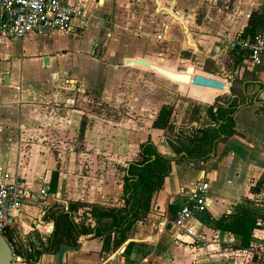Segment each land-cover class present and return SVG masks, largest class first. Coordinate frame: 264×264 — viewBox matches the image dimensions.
<instances>
[{
    "label": "crops",
    "instance_id": "0c3cea01",
    "mask_svg": "<svg viewBox=\"0 0 264 264\" xmlns=\"http://www.w3.org/2000/svg\"><path fill=\"white\" fill-rule=\"evenodd\" d=\"M61 1L80 4L88 17L74 19L66 31L0 37V43L8 44L0 48V177L18 174L32 193L2 233L21 257L15 264H55V252H42L34 261L28 257L30 242L38 248V238L46 243L54 229L47 208L77 204L74 220L92 226L89 206H122L123 169L148 139L171 162L147 213L108 251L100 237L80 238L74 245L78 249L66 251L62 264L264 263L259 224L264 221V87L245 86L251 80L264 83V52L260 64L248 65L235 63L228 47L250 13L264 9V0H159L185 21L197 50L210 53L219 80L228 83L223 92L173 82L150 67L125 63L126 58H142L175 71L166 58L173 45L161 24L176 20L157 10L154 0ZM181 87L204 105L190 106L182 122H176L188 135L211 124L205 108L222 104L224 95L251 100L237 108L233 131L214 142L205 160L180 159L167 131L153 126ZM197 179L210 188L209 207L185 222L205 238L195 244L171 220ZM261 181V191L255 192ZM43 184L50 192L47 198L38 194ZM244 211L256 218L248 246L241 245L240 235L213 227L223 215Z\"/></svg>",
    "mask_w": 264,
    "mask_h": 264
},
{
    "label": "trees",
    "instance_id": "16d2710c",
    "mask_svg": "<svg viewBox=\"0 0 264 264\" xmlns=\"http://www.w3.org/2000/svg\"><path fill=\"white\" fill-rule=\"evenodd\" d=\"M264 29V9L253 10L248 18L247 25L239 34L242 37L252 38ZM230 56L235 63L241 62L243 52L231 50ZM258 84L259 89L264 83L248 81L245 86ZM223 92V91H222ZM225 101L219 105H209L205 113L211 124L194 129L190 135L186 134V127L175 125L171 118L174 105L162 107L153 126L167 131V141L180 159L189 161L205 160L210 156L213 144L221 139V135L232 132L234 126L233 115L237 108L251 101L250 98L238 99L224 95ZM252 99V98H251ZM254 101H258L254 99ZM171 158L161 154L154 143L148 139L140 145L138 157L128 162L124 167L123 175V205L104 208L99 205L89 206V213L94 224L77 223L73 218V210L77 204H70L67 209H46V213L54 222V229L46 243L38 238V248L30 242L28 257L31 261L42 252H55L61 243L76 245L80 238L100 237L103 240L102 249L108 251L111 244L115 247L126 238V233L133 224L141 219L149 210L151 197L158 190L170 169ZM263 181L258 182L253 190L261 191ZM52 189V188H51ZM175 216L177 209H175ZM256 226V218L249 212L223 215L216 220L213 227L221 231H231L240 235L241 245L248 246L252 229ZM135 243H129L124 250L127 254ZM254 256L253 258H255ZM264 264V263H262Z\"/></svg>",
    "mask_w": 264,
    "mask_h": 264
},
{
    "label": "built area",
    "instance_id": "2783aa9c",
    "mask_svg": "<svg viewBox=\"0 0 264 264\" xmlns=\"http://www.w3.org/2000/svg\"><path fill=\"white\" fill-rule=\"evenodd\" d=\"M88 12L78 3H64L61 0H0V37H23L29 32L43 33L47 30L66 31L74 19L84 20ZM231 50L243 52V61L248 65H258L264 52V29L252 38L237 35L228 41ZM174 105L172 120L175 125L181 119V114ZM179 125H182L181 123ZM209 182L204 179L194 181L186 191L184 202L180 205L171 222L192 238L193 242L204 241L201 233H196L185 227V222L196 213L209 207ZM39 196L47 198L50 195L47 184L38 189ZM32 193L24 178L18 174L3 173L0 177V234L3 233L8 218L15 216L21 206L31 197ZM44 213V211H43ZM259 224L264 229V221ZM244 249V252H247ZM12 264L21 260L14 254Z\"/></svg>",
    "mask_w": 264,
    "mask_h": 264
},
{
    "label": "rangeland",
    "instance_id": "374dc122",
    "mask_svg": "<svg viewBox=\"0 0 264 264\" xmlns=\"http://www.w3.org/2000/svg\"><path fill=\"white\" fill-rule=\"evenodd\" d=\"M174 22L176 21L168 19V23L166 22L165 24L163 22L161 24L164 27L163 33L168 35L166 40L168 43L173 45L168 48L166 56L170 68H174L175 70L179 71H186L188 68H190L191 71L203 73L213 78L219 79V69L214 65L215 63L210 59V57H208L210 56V53L203 51L201 48L196 50L189 44H186L181 25L176 23L177 29L172 26ZM7 45L0 43V48H7ZM216 93L222 94L221 91ZM197 101L198 100L193 99V96L189 94V89L181 87L175 90V101L173 102V105H177V110L182 115V119L187 115L186 113L188 112V108L190 106L198 105V103L199 105L204 106L203 103Z\"/></svg>",
    "mask_w": 264,
    "mask_h": 264
},
{
    "label": "water",
    "instance_id": "95a60500",
    "mask_svg": "<svg viewBox=\"0 0 264 264\" xmlns=\"http://www.w3.org/2000/svg\"><path fill=\"white\" fill-rule=\"evenodd\" d=\"M155 4L157 6V10H163L166 13H168L173 19L178 21L184 31L185 39L187 44H189L191 47L197 50V46L195 43L191 42V37L189 35V28L185 21L176 13H174L170 8L161 6L159 0H154ZM130 62L136 63L138 65H142L145 67H150L152 70L157 72L158 74L164 76L165 78L177 82V83H183V84H192L195 86H201V87H211L222 90L225 87V82L222 80H219L217 78H213L209 75L194 73L189 74L186 71H179L172 69H169L167 67L162 66L161 64L157 62H151L142 58H126L125 63L128 64ZM48 63V58H44V64L46 65ZM5 79H7V76H5ZM79 247L74 245H69L66 243H61L58 247V249L55 251V264H62V258L66 251L69 250H77ZM14 250L11 244L5 239L3 234H0V264H12V261L14 259Z\"/></svg>",
    "mask_w": 264,
    "mask_h": 264
},
{
    "label": "bare ground",
    "instance_id": "6f19581e",
    "mask_svg": "<svg viewBox=\"0 0 264 264\" xmlns=\"http://www.w3.org/2000/svg\"><path fill=\"white\" fill-rule=\"evenodd\" d=\"M190 35V34H189ZM192 42V41H191ZM189 74H194L193 72H188ZM188 85H192V84H188ZM193 86H195V85H193ZM199 87H201V86H199ZM204 88H207V87H204ZM220 90V89H219ZM225 90H228V83L227 82H225V87L221 90V91H225Z\"/></svg>",
    "mask_w": 264,
    "mask_h": 264
}]
</instances>
